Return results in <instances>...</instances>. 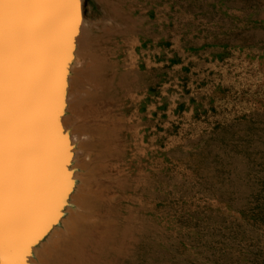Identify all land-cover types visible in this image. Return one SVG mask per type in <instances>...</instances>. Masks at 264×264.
I'll return each instance as SVG.
<instances>
[{
    "label": "rangeland",
    "instance_id": "1",
    "mask_svg": "<svg viewBox=\"0 0 264 264\" xmlns=\"http://www.w3.org/2000/svg\"><path fill=\"white\" fill-rule=\"evenodd\" d=\"M112 3L84 15L96 51L112 13L102 47L136 95L116 264H264V0Z\"/></svg>",
    "mask_w": 264,
    "mask_h": 264
},
{
    "label": "bare ground",
    "instance_id": "2",
    "mask_svg": "<svg viewBox=\"0 0 264 264\" xmlns=\"http://www.w3.org/2000/svg\"><path fill=\"white\" fill-rule=\"evenodd\" d=\"M81 1L76 20L78 34H72L64 73L66 87L61 98V111L65 106L68 110L62 119L66 129L60 134L66 156L63 163L67 191L65 199L57 201L58 210L51 215L41 211L28 226L27 242L32 254L26 257L27 264H116L118 249L128 239L131 218H127V212L133 207L119 198L132 199L127 194L132 191V184H125L121 175L131 179L128 163L124 161L137 137L133 116H127L126 107L123 108L117 97L121 89H127L124 95L134 104L136 95L128 88L130 75L124 72L117 76L108 59L111 53L102 47L104 40L101 39L108 37L112 30L106 22L112 13L102 17L99 24L96 21L98 30L104 32L100 34L101 39L96 34L100 46L96 51L86 50L91 41L87 42ZM101 3L108 8L114 5L112 0H101ZM91 26L88 23L89 29ZM90 34L94 39L95 34ZM62 123H58L60 127ZM130 133L134 138H130ZM119 190L123 191L121 197Z\"/></svg>",
    "mask_w": 264,
    "mask_h": 264
},
{
    "label": "snow or ice",
    "instance_id": "3",
    "mask_svg": "<svg viewBox=\"0 0 264 264\" xmlns=\"http://www.w3.org/2000/svg\"><path fill=\"white\" fill-rule=\"evenodd\" d=\"M78 8L79 0H0V264H27L28 226L65 199L57 115Z\"/></svg>",
    "mask_w": 264,
    "mask_h": 264
},
{
    "label": "water",
    "instance_id": "4",
    "mask_svg": "<svg viewBox=\"0 0 264 264\" xmlns=\"http://www.w3.org/2000/svg\"><path fill=\"white\" fill-rule=\"evenodd\" d=\"M81 3H83V7H84V0L81 1ZM69 76V74H68ZM67 107L65 106V108H63V110L61 111L62 114L58 115V123L61 124L62 123V119L63 117H65L68 114V110L66 109ZM63 130L66 129V126L63 125L62 123V127Z\"/></svg>",
    "mask_w": 264,
    "mask_h": 264
}]
</instances>
